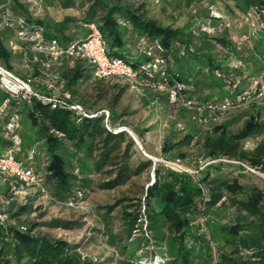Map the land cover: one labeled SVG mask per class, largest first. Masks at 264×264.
Segmentation results:
<instances>
[{"label":"trees","instance_id":"1","mask_svg":"<svg viewBox=\"0 0 264 264\" xmlns=\"http://www.w3.org/2000/svg\"><path fill=\"white\" fill-rule=\"evenodd\" d=\"M192 1L184 0V4L189 5ZM236 1L242 13H246L250 8H254L261 15L264 11V0ZM73 6H75L73 0L62 1L64 8ZM177 6H180L179 2ZM80 7L84 9L80 19L66 16L61 21L55 22L38 18L34 0H28L26 3L11 0L0 16V65L22 79L38 76L42 70L39 63L31 64L27 68L28 74H23L17 69L18 65H24L22 50L26 45L17 41L15 27L5 25L3 17L24 16L29 22L43 27V34L47 40L56 39L62 47L88 32V29L81 34L72 32L71 29L78 23H82L85 27L95 23L110 53L132 64L144 60L142 57L135 59L127 55V50L133 48L134 51L138 36L146 37L149 42L157 41L163 46L164 51L161 55L166 61L168 71L177 75V79L182 84L193 87L188 93L189 98L195 97L198 82H194L193 79L199 73H204L201 82L212 78V81L217 79L222 83L221 92L209 94L206 100L212 98L219 100L229 95L225 83L215 76L216 70L222 74H247L243 67L221 63L220 59L212 54L213 41H208L207 37H196L198 41L196 45L194 41L196 31L161 26L154 19L146 18L141 6L133 8L125 0H81ZM262 16L264 18V14ZM131 37L134 41L130 46L128 39ZM214 39L218 42L217 52H220L218 48L221 47L232 55L239 48L227 38ZM13 45H18L19 49L13 51ZM253 49L261 60L255 69V72H258L255 74L260 73L256 78L264 83V44L261 43ZM27 53L31 56L29 51ZM132 60H135L134 63L131 62ZM50 71L56 73L58 79L63 80L65 90L69 91L76 101L88 111L96 110L90 95L77 97L79 83L93 78L92 70L85 61L76 60L70 64L68 59H64L60 67ZM110 79L125 83V86L118 90L116 97L120 96L125 88L131 87L130 83L123 79ZM105 80L108 79L95 78L92 82L97 98L105 99L108 96L109 86L101 85ZM114 86L116 87L117 84ZM35 89L41 90L43 86L37 85ZM243 89L240 86L236 93ZM146 91L152 98L160 100L159 102L168 107H180L191 116L193 123L199 128L190 129L177 142L164 140L161 148L167 155L175 146L184 145L192 148L200 145L202 153L199 156L190 158L186 152L179 151L177 157L163 158L180 159L187 166L191 163L196 164L195 175L159 162L153 164L149 159L140 158L132 161L134 140L129 138L126 132L117 134L109 132L104 127L102 116L83 119L80 123H76L72 113L67 110L51 108L36 99L28 103L21 98L10 96L2 89H0V153L11 148L17 159L26 162L19 156L34 152L35 148L43 151L46 154L44 169L53 182L52 196L63 201L75 196L77 191H81L84 195L85 187L91 182L90 175L93 172H101L106 176L99 184L100 189L112 190L124 185L131 177L139 176L146 169L153 167V180L143 191V203L126 204L125 202L132 199L121 197L105 208V213L109 215L117 205L122 204L121 218L127 238L134 231L141 230L142 216H144L145 228L150 235L148 238L153 242L152 244L159 247H162L161 244L165 241H169L175 264H192L194 258H200L201 264H264V187H243L236 176L232 175L236 172L245 175L251 173L240 163L264 175V118H261L264 114L263 104L261 111H257L254 115L249 114V117L242 119L236 132H230L228 120L197 124L193 118L195 115L193 110H188L179 103H170L165 93ZM261 98L264 102V95ZM205 99L203 102L206 101ZM110 108H102L109 112L110 124L114 127H128L124 123L115 122V118L119 115L113 111L111 105ZM20 126L21 132L18 130ZM133 132L138 135L135 130ZM254 135L261 137L259 142L254 148L245 149L246 140ZM67 155L74 158L73 162ZM198 161L202 164L198 165ZM210 161L211 163L199 168ZM226 168L229 169V177L232 176V180L222 179L219 174L216 175L217 171ZM0 182L5 188L7 187V179L2 174H0ZM226 193L229 194L228 200L235 208V213L224 220L208 219L206 222L208 239L204 234L195 235L192 232L191 221L197 212V203H203L204 213L209 214L225 199ZM40 197L42 196L39 192L33 191L30 195H26V203L15 202L8 206L7 212L15 224H0V264H93L90 259L81 257L74 245L62 240H50L35 233L34 224L30 227L26 226L24 232L18 229V225L23 223L19 220V215L31 212L33 207L31 202ZM141 206H143L142 212ZM14 209L17 210L12 214ZM190 236H193L195 243L193 247L186 244V238ZM209 242L216 245L215 258L211 255ZM162 248L165 250L164 246ZM195 250L198 257H194ZM202 253H206V256L204 257ZM165 254L168 257L167 250ZM125 264L131 263L127 261Z\"/></svg>","mask_w":264,"mask_h":264},{"label":"rangeland","instance_id":"2","mask_svg":"<svg viewBox=\"0 0 264 264\" xmlns=\"http://www.w3.org/2000/svg\"><path fill=\"white\" fill-rule=\"evenodd\" d=\"M20 1L28 2V0ZM62 1L43 0L36 5V15L40 19L55 22L61 21L66 16L80 19L84 11L80 7L81 0H73L75 6L67 8L62 7ZM125 1L133 8L141 6L144 16L154 19L161 26L196 31L197 35L194 39L196 45H198L196 37H207L208 41H213L214 50L212 54L220 59V62L224 65L227 63L237 65L239 61L241 67L246 70L247 75H253L250 77L252 80L257 79L256 77L260 74H255L258 73L255 72V69L259 66L261 60L256 55L253 47L260 46L261 43L264 44V18L262 16L264 11L261 15L254 8H250L246 13H242L237 7L236 0H193L189 5H185L184 0ZM178 2L180 6H177ZM87 29L82 23H78L71 31L81 34ZM215 37L229 39L233 45L237 44L239 46L238 50L232 55L220 48H218L220 52H217L218 45L216 44L218 42L214 39ZM133 41L134 38H129L128 44L131 46ZM134 61L131 62L134 63ZM17 69L23 74L29 73L25 65H18ZM203 75L204 73H199L193 79L194 82H198L193 101L198 103H202L211 93L221 92L222 83L220 81L217 79L212 81V78H210V80L201 82ZM93 81H95L94 77L89 81H81L77 86V97L90 95L93 107L98 110L102 108L111 109L110 105L112 106L113 111L119 115L115 118V122L126 124L140 143V147L134 144L132 161L140 158L151 161L160 160L164 157L174 158L177 157L179 151L186 152L190 158L199 156L202 153L200 145L192 148L184 145L175 146L167 155L161 150L164 140L170 139L172 142H177L190 129H199L193 123L191 116L180 107H168L166 104L159 102L160 100L152 98L148 91L140 92L135 87L125 88L121 95L116 97L118 90L125 86V83L123 81L117 82L114 79L105 80L101 84L102 86H109V93L105 99H100L95 96L96 91H93ZM201 83H205V85H201ZM114 84H117V86L115 87ZM248 85V81L243 80L241 82L244 89ZM152 101L156 102L153 103ZM262 104L261 97H251L239 109L230 110L219 120L230 121L228 129L230 132H236L242 123V119L249 117V114L254 115L257 111H261ZM261 118H264V114L261 115ZM18 130L19 132L22 131L21 126ZM126 134L131 138L127 132ZM260 138L259 135L249 137L245 142L247 144L244 145L245 149L254 148ZM19 157L39 174L44 186L52 195L53 182L44 169L46 154L35 148L34 152ZM73 159L71 158L72 162ZM197 164L200 165V162L198 161ZM228 171L229 169L226 168L223 171H217L216 175L219 174L222 179L232 180V176L229 177L230 173ZM151 175L152 168H148L141 175L131 177L122 186L112 190H103L99 188V184L106 176L101 172H93L90 175L91 182L85 187L83 198L76 207L67 208L52 200L40 197L31 202L33 205L31 212L19 215V220L28 227L34 224V232L46 236L50 240H62L69 245H74L75 250L81 257L90 259L93 264H125L127 261L131 264H175L169 241L161 244L167 250L168 258L164 248L152 244L153 242L148 238L150 235L145 228L144 216H142L143 227L141 230L134 231L127 238L121 218L122 204L117 205L109 215L105 213L106 206L112 205L115 200L121 197L132 199V201L125 202L126 204L143 203V191L147 185L151 184ZM232 175L233 177L236 176L243 187H264L263 174L246 173L245 175L236 172ZM228 199L229 194L226 193L225 199L216 205L209 214L204 213L205 205L198 202L197 212H195L191 221L192 232L195 235L197 233L204 234L205 238L208 239L209 233L206 230L208 219L218 218L224 220L235 213V208ZM16 210L14 209L11 213L14 214ZM142 211L143 206H141ZM186 244L190 247L194 246L193 236L186 238ZM209 246L211 255L215 258L217 255L216 245L209 242ZM226 250L228 249L226 248ZM196 253L195 250L194 257H198ZM202 255L205 257L206 253H202ZM192 264H201L200 258H194Z\"/></svg>","mask_w":264,"mask_h":264},{"label":"built area","instance_id":"3","mask_svg":"<svg viewBox=\"0 0 264 264\" xmlns=\"http://www.w3.org/2000/svg\"><path fill=\"white\" fill-rule=\"evenodd\" d=\"M42 1L34 0V4L38 5ZM10 3L11 0H0V16ZM3 20L5 25L15 27L17 41L26 45V48L22 50L25 67L28 68L33 63H39L42 70H40L38 76H28V78L22 79L0 65V89L7 92L10 96L21 98L28 103L32 99H36L41 104L49 105L51 108L67 110L72 113L76 123H80L83 119H93L102 116L104 127L109 132L113 134L127 132L139 147V141L126 126H112L109 120V112L105 109L88 111L73 98L69 91L65 90L63 80L58 79L56 73H50V70L60 67L64 59H68L70 64L76 60L85 61L91 68L94 78L123 79L130 83L132 88L135 87L137 91L150 90L165 93L170 103H179L186 109L193 110L195 114L193 118L197 124L216 123L228 111L240 108L251 97H263L264 95V83L261 79L252 80L246 73L242 75L222 74L219 70H216L214 72L215 76L222 79L225 83L229 95H225L219 100L212 98L211 100L198 103L193 101L194 98H189L188 95L193 90V87L182 84L177 79V75L168 71L166 61L161 55L164 51L163 46L157 41L149 42L146 37L138 36L135 41L133 55L135 59L143 57L144 60L137 62V64H132L128 60L110 53L108 45L95 23L87 25L88 32L84 36L74 39L65 47H62L56 39L47 40L43 34V27L29 22L24 16L15 18L3 17ZM219 48L221 49V47ZM12 49L16 51L19 46L13 45ZM28 51L31 56L28 55ZM235 67H241V63L238 61ZM243 80L249 82L248 87L236 93ZM37 85L43 86V89L36 90L35 86ZM205 113H207V116H205ZM15 127H17V124H15ZM157 162L174 167L190 175H195L197 172V167L193 165L194 163L187 166L180 159L154 160L153 164ZM199 162L202 164L201 161ZM231 162L239 163L236 161ZM209 163L211 161L206 162L199 168L201 169ZM240 164L243 165L245 170L257 173L255 169L243 163ZM0 174L4 175L8 183L5 188L0 182L1 225L6 223L15 224L7 212L8 206L15 202L18 204L26 203V195H30L33 191L39 192L42 197L67 208L76 207L83 198L81 191H77L75 196L66 201L54 198L44 186L39 174L28 163L17 159L11 148L0 153ZM151 176L153 180V167ZM18 229L24 232L27 227L24 224H20Z\"/></svg>","mask_w":264,"mask_h":264},{"label":"crops","instance_id":"4","mask_svg":"<svg viewBox=\"0 0 264 264\" xmlns=\"http://www.w3.org/2000/svg\"><path fill=\"white\" fill-rule=\"evenodd\" d=\"M127 55H130V56H132V57H135L134 55H133V48L131 49V50H127ZM141 57H138V59H140ZM143 58V57H142ZM141 58V59H142Z\"/></svg>","mask_w":264,"mask_h":264},{"label":"water","instance_id":"5","mask_svg":"<svg viewBox=\"0 0 264 264\" xmlns=\"http://www.w3.org/2000/svg\"><path fill=\"white\" fill-rule=\"evenodd\" d=\"M135 142V141H134ZM135 144H136V142H135Z\"/></svg>","mask_w":264,"mask_h":264}]
</instances>
